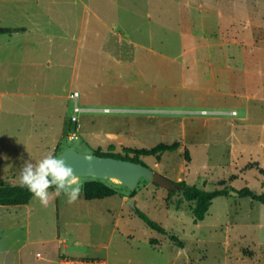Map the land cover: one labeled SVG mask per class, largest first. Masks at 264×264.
<instances>
[{
	"label": "rangeland",
	"instance_id": "rangeland-1",
	"mask_svg": "<svg viewBox=\"0 0 264 264\" xmlns=\"http://www.w3.org/2000/svg\"><path fill=\"white\" fill-rule=\"evenodd\" d=\"M0 27L26 28L0 32V181L19 184L25 162L64 148L124 154L179 141L141 159L173 181L231 192L195 223L181 192L152 182L126 202L81 192L69 204L49 189L47 206L0 205V264H264V204L233 193L264 192V0H0ZM144 47L181 56L164 61L173 84L155 80ZM75 90L82 128L71 140ZM201 110L214 113H189Z\"/></svg>",
	"mask_w": 264,
	"mask_h": 264
},
{
	"label": "trees",
	"instance_id": "trees-1",
	"mask_svg": "<svg viewBox=\"0 0 264 264\" xmlns=\"http://www.w3.org/2000/svg\"><path fill=\"white\" fill-rule=\"evenodd\" d=\"M26 28L24 27H2V33H15V32H24ZM222 115V114H217ZM78 132V125L75 123L72 118L66 123L64 130V137L69 139L71 133ZM181 142L175 141L173 143L161 142L157 145L150 148H136V147H126L124 148V154L119 152H114V145H111V150L104 152L101 148H97L93 153H96L100 156H111L115 158H122L126 160H131L135 162H143L141 159L142 156H155L157 159H160L161 156L168 151H175L179 149ZM67 148L61 149L56 156ZM187 154V152H186ZM188 155V154H187ZM82 181V194L86 200L93 199H102L111 197L117 194H122L127 196L121 191V186H124L122 183L114 181L112 179H102L95 177H80L79 182ZM147 184L144 179H141L137 188L135 190L129 191V197H135L139 192L140 184ZM176 188L170 190V193L181 192L184 199L192 204V212L194 215V222L198 223L205 219L208 211L210 210L213 201L221 196H228L231 192L227 188H217V189H206L199 186L198 184L189 183L187 180L174 181ZM157 186H160L154 183ZM51 191H55V188H51ZM239 197L251 198L255 201H259L264 204V192H258L255 189L246 186L240 190H237ZM33 194L28 190L27 187L21 186V184H12L4 181H0V205L2 206H14V205H26L31 202L33 199ZM135 215L142 219L150 228L156 230L157 232L167 235L169 240L180 248L185 247L184 241H182L178 235L170 233L166 228L152 219L146 212L141 210L139 207L135 206L133 208ZM151 244L157 242L156 238L150 240Z\"/></svg>",
	"mask_w": 264,
	"mask_h": 264
},
{
	"label": "water",
	"instance_id": "water-1",
	"mask_svg": "<svg viewBox=\"0 0 264 264\" xmlns=\"http://www.w3.org/2000/svg\"><path fill=\"white\" fill-rule=\"evenodd\" d=\"M2 27H0V32ZM58 157H63L76 170L80 177H95L118 180L130 190H135L141 179L156 183L168 190L175 189L173 180L153 171L146 164L111 156H100L96 153H80L73 148H67ZM238 194L237 192H233ZM130 203L136 206L135 199Z\"/></svg>",
	"mask_w": 264,
	"mask_h": 264
},
{
	"label": "clouds",
	"instance_id": "clouds-1",
	"mask_svg": "<svg viewBox=\"0 0 264 264\" xmlns=\"http://www.w3.org/2000/svg\"><path fill=\"white\" fill-rule=\"evenodd\" d=\"M19 182L43 206H47L53 196L49 191L51 188L56 189L55 194L65 193L69 204L75 203L82 192L76 170L63 157H58L53 152H48L38 161L25 162L20 170Z\"/></svg>",
	"mask_w": 264,
	"mask_h": 264
},
{
	"label": "crops",
	"instance_id": "crops-1",
	"mask_svg": "<svg viewBox=\"0 0 264 264\" xmlns=\"http://www.w3.org/2000/svg\"><path fill=\"white\" fill-rule=\"evenodd\" d=\"M62 2V0H60ZM97 18H99L97 16ZM25 28V27H24ZM25 32V31H24ZM15 33H18V32H15ZM13 34V33H12ZM190 36V35H189ZM196 46V45H195ZM195 46H192V47H189L188 50L184 51V55L186 57V61L189 62H196V60L199 58L197 57V53L196 50L194 49ZM144 50L146 51L144 53V56L142 58V61L143 62H148L150 61L154 67H155V72L152 73V76H154L155 80L156 81H159V83H163V82H171L172 84L174 83V80L173 79H164L165 78V74H164V61L167 62V64H171V62H179L180 63V59L179 57L181 56H176V57H170V56H167V55H162L156 51H154L153 49L151 48H147V47H144ZM222 53H219V55H221ZM188 55V56H187ZM168 60V61H167ZM187 64V62H185ZM183 64V63H182ZM193 65V64H192ZM185 66V64L183 65V67ZM187 67V66H186ZM158 68L160 69V71H158ZM193 74V73H192ZM187 75V73L181 78V82H182V85L181 86H185L186 87V79L184 78L185 76ZM190 75V73L188 74V76ZM194 75V74H193ZM167 77H168V74H167ZM197 80L200 81L199 77H197ZM194 84L196 85V83L194 82ZM200 84L202 85L201 81H200ZM200 85V86H201ZM199 86V84H198ZM75 92H78V90H75ZM198 94H200L199 96H201L202 94L199 92ZM79 96H80V93H79ZM192 99L196 97H194V95L191 97ZM190 98V99H191ZM82 128V122H81V126L79 127L78 129V132L81 130ZM78 132H77V136H78ZM114 140V139H113ZM111 140V141H113ZM93 143H98L99 141H94L92 140ZM130 197L129 196H123V200L126 202ZM129 201V200H128Z\"/></svg>",
	"mask_w": 264,
	"mask_h": 264
},
{
	"label": "built area",
	"instance_id": "built-area-1",
	"mask_svg": "<svg viewBox=\"0 0 264 264\" xmlns=\"http://www.w3.org/2000/svg\"><path fill=\"white\" fill-rule=\"evenodd\" d=\"M78 98H79V93L78 92H74V99H75V108H74V114L72 115V120L77 123L78 125V129L79 127L81 126V121H80V118H79V115L78 113H80L83 109L79 107L78 105ZM189 113H197V114H201V115H212L214 112H207L206 110H201V111H189ZM236 111H232L229 113V115H236ZM218 114H224V113H218ZM78 136H77V133H71L70 136H69V139L73 140V139H76ZM77 262L75 261H71V260H68V259H64L62 261V264H76Z\"/></svg>",
	"mask_w": 264,
	"mask_h": 264
},
{
	"label": "bare ground",
	"instance_id": "bare-ground-1",
	"mask_svg": "<svg viewBox=\"0 0 264 264\" xmlns=\"http://www.w3.org/2000/svg\"><path fill=\"white\" fill-rule=\"evenodd\" d=\"M116 180V179H115Z\"/></svg>",
	"mask_w": 264,
	"mask_h": 264
}]
</instances>
